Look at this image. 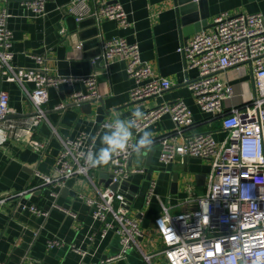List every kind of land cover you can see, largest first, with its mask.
Listing matches in <instances>:
<instances>
[{"label": "built area", "instance_id": "1", "mask_svg": "<svg viewBox=\"0 0 264 264\" xmlns=\"http://www.w3.org/2000/svg\"><path fill=\"white\" fill-rule=\"evenodd\" d=\"M46 2L25 0L23 5L34 16H43ZM67 13L78 21L92 17L97 25L107 19L122 28L131 24L128 14L118 2L92 6L89 0H71ZM8 16L6 8H0V71L8 81L24 89L34 111L21 125L11 122L6 118L13 112L9 105V93L4 89L0 91V146L9 139H25L35 152L42 154L46 141L34 140L32 136L39 123L47 120L43 104L47 101L49 87L81 81L87 91L74 92L70 103L79 104L100 98L97 72L89 76L51 75L44 53L32 55L36 63L34 68H16L12 64L13 32L7 24ZM80 47L81 43L76 45V48ZM176 49L182 56L185 83L194 101L208 116L197 123L182 100L163 102L143 111L144 117L138 121L134 132L144 130L168 113L175 126L157 138L159 162L165 165L176 159L183 162L184 157L202 158L210 161V169L205 192L193 198L190 196L174 206L162 202L154 193L155 180L149 178L144 203L148 205L154 196L159 201L161 211L155 218V225L159 231L160 248L154 252H142L143 259L151 264L152 258L159 255L164 264H236L233 255L237 258L243 255L252 264L257 257L264 256V17L261 13L231 15L222 12L213 19L212 31H198L190 40L180 42ZM100 50V54L91 57L90 65L97 70L100 62L103 68H107L115 61H123L126 74L134 83L129 93L132 102L143 103L148 98L160 97L171 88L172 84L166 77L158 75L149 62L141 59L136 43L114 36L102 40ZM246 64L251 69L252 91H241L236 84L219 77L223 71L239 69ZM189 70H195V75L188 77ZM29 83L32 84L31 89L27 88ZM65 107L64 103H59L55 109ZM204 122L219 123L221 138L217 140L210 131H198L197 127ZM105 124L102 123V126ZM51 127L55 133V127ZM60 141L61 147L52 171H35L40 184L7 195L0 199V203L13 198L18 204L25 194H31L34 189L62 187L67 180L84 176L95 188L94 195L85 197V202L93 221L100 224V237L114 232L119 238L121 251L96 263L81 264H106L125 258L132 248L138 247V238L143 235L141 221L137 217H129L125 194L108 187L99 188L92 171H107L112 176V182L121 183L129 180L133 173L146 176V166L132 165L133 154L120 153L114 155L107 165L88 168L84 156L94 150L90 134L81 132L74 138H61ZM51 194L55 195V192ZM187 203H194V208L182 209L181 205ZM26 206L37 216L48 215L45 209L34 204ZM62 244L61 238L54 237L47 246L60 247ZM69 246L77 253H86L75 244Z\"/></svg>", "mask_w": 264, "mask_h": 264}, {"label": "crops", "instance_id": "2", "mask_svg": "<svg viewBox=\"0 0 264 264\" xmlns=\"http://www.w3.org/2000/svg\"><path fill=\"white\" fill-rule=\"evenodd\" d=\"M25 0H0V8H6L9 16L8 27L13 32L12 64L16 68H34V54H45L46 67L51 75L89 76L94 72L102 96V103L107 110H112L106 116L104 123H110L116 115L126 118L132 111L182 100L191 110L192 118L199 122L208 115L203 112L185 83L181 54L177 47L180 42L188 41L195 33H184L180 24L177 0H89L92 6H99L107 2L120 3L126 13L130 25L122 28L115 21L105 20L97 25L95 20L85 18L78 21L67 13L71 0H47L45 14L34 16L23 5ZM206 10L209 13L207 31H212L213 19L217 14L261 13L264 17V0H206ZM198 32V31H197ZM120 36L128 42L136 43L140 50L141 59L147 61L161 77H166L172 84L171 88L163 92L160 97L148 98L143 103L132 102L129 97L133 87V79L126 74L123 61H115L107 68L102 62L97 70L90 65V59L100 54L102 40ZM81 43L80 48L76 45ZM195 75V70L187 72L188 77ZM221 80L236 84L241 91L253 89L251 69L249 65L239 69H229L220 73ZM252 87V89H251ZM32 88V84H27ZM9 93V105L13 116L7 118L17 125L33 113L34 107L27 98L23 88L17 83L10 82L0 71V91ZM86 92L87 87L81 81L72 85L61 83L58 87L48 89L47 101L43 104L46 118L39 126L32 138L46 141L47 146L42 154L35 152L31 144L25 139L21 141L7 140L0 146V199L7 195L22 191L29 186L40 184L35 171L50 173L55 165L56 156L61 147V138H74L81 132L92 136L102 133L104 128L95 120V109L98 101L92 103V113L87 114L80 106L72 105L69 99L76 92ZM64 103L63 109H55L56 105ZM51 125L55 127L54 133ZM174 121L168 113L138 133V138L144 131L153 134V159L147 171L155 180L154 193L159 195L164 204L180 205L191 196L202 195L205 191L210 161L188 157L183 162L180 159L162 164L158 160L159 143L157 138L174 129ZM219 123L204 122L197 130L210 131L216 139L222 136L218 129ZM100 147L97 139L94 148ZM142 156L132 155V165H142ZM145 161V159H144ZM187 165V170L184 167ZM102 167V166H101ZM94 169V182L99 188L97 174ZM179 174L177 193L170 192L169 183L173 173ZM198 176V179L197 177ZM146 176L133 173L129 177L130 183L138 186L137 196L126 211L129 217L140 219L142 237L138 238V247L132 248L122 259H114L106 264H148L144 261L142 252L149 253L160 248L159 231L155 225V218L160 213V204L156 196L152 197L148 205L144 200L148 194L149 181ZM67 188V190H64ZM94 185L84 176H76L66 181L62 187L45 186L34 189L26 205L34 204L47 211V216H37L24 207L18 208L17 200L5 199L0 203V262L5 264H81L96 263L113 257L121 251L119 238L114 232H109L104 238L100 237V224L93 221L85 197L94 195ZM51 192H55L52 195ZM182 209L194 208V203L181 205ZM61 238L60 247L47 246L50 239ZM75 244L86 253L80 254L70 248ZM151 264H164L163 259L156 255Z\"/></svg>", "mask_w": 264, "mask_h": 264}, {"label": "water", "instance_id": "3", "mask_svg": "<svg viewBox=\"0 0 264 264\" xmlns=\"http://www.w3.org/2000/svg\"><path fill=\"white\" fill-rule=\"evenodd\" d=\"M178 1V13L180 14V24L182 26V31L184 33H197V31L206 30L209 25H207V20L209 18V13L206 10V0H177ZM98 101L100 105H98L95 109V120L99 123H104V119L106 116H109L111 113V109L107 110L105 105L102 103L101 98H92L87 101H83L79 104L74 103L75 105L80 106L81 110L87 114L92 113V103ZM72 104V105H74ZM12 114H8L6 118L12 117ZM154 149L152 148L150 151L141 154L143 157V165L147 167L150 166L153 159ZM188 157H184V161H187ZM145 159V161H144ZM187 170V165L183 169ZM97 176H99V183L103 184L104 187H108L110 189L118 190L125 194L127 205L126 209L130 208L132 201L141 193L138 192V186L130 183L129 181H123L121 183L112 182V176L107 171H100ZM150 171H147L148 179L150 177ZM198 179V176H196ZM178 178L179 174L176 172L173 173L170 183L169 189L170 192L175 194L177 193L178 188ZM67 190V188H64ZM31 194H25L24 197L18 202V208L22 210L24 206L27 204L28 199Z\"/></svg>", "mask_w": 264, "mask_h": 264}, {"label": "clouds", "instance_id": "4", "mask_svg": "<svg viewBox=\"0 0 264 264\" xmlns=\"http://www.w3.org/2000/svg\"><path fill=\"white\" fill-rule=\"evenodd\" d=\"M144 113L138 107L132 111L131 115L121 118L116 115L110 123L103 126L102 133L91 137L93 145L97 139L100 147L94 148L84 156L85 165L88 168H97L109 164L114 155L120 153H130L137 156L150 151L153 147V134L144 131L138 138L133 136V129L138 127V121L143 119ZM236 264H249L248 260L240 255L237 258L233 255ZM252 264H264V256L257 257Z\"/></svg>", "mask_w": 264, "mask_h": 264}, {"label": "rangeland", "instance_id": "5", "mask_svg": "<svg viewBox=\"0 0 264 264\" xmlns=\"http://www.w3.org/2000/svg\"><path fill=\"white\" fill-rule=\"evenodd\" d=\"M251 89H252V87H251Z\"/></svg>", "mask_w": 264, "mask_h": 264}, {"label": "trees", "instance_id": "6", "mask_svg": "<svg viewBox=\"0 0 264 264\" xmlns=\"http://www.w3.org/2000/svg\"><path fill=\"white\" fill-rule=\"evenodd\" d=\"M155 141V140H154Z\"/></svg>", "mask_w": 264, "mask_h": 264}]
</instances>
